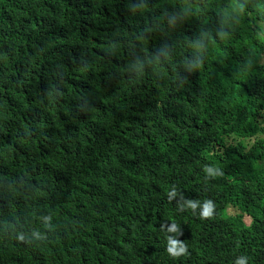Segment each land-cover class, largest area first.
<instances>
[{
	"label": "trees",
	"instance_id": "trees-1",
	"mask_svg": "<svg viewBox=\"0 0 264 264\" xmlns=\"http://www.w3.org/2000/svg\"><path fill=\"white\" fill-rule=\"evenodd\" d=\"M262 21L264 0H0V264H264Z\"/></svg>",
	"mask_w": 264,
	"mask_h": 264
},
{
	"label": "clouds",
	"instance_id": "clouds-1",
	"mask_svg": "<svg viewBox=\"0 0 264 264\" xmlns=\"http://www.w3.org/2000/svg\"><path fill=\"white\" fill-rule=\"evenodd\" d=\"M231 7L234 10H242V5L238 3H233ZM257 35L260 39L264 41V21L260 22L259 26L257 27ZM203 172L207 174V176H212L214 175V170L212 167L205 165V167L202 169ZM206 176V178H207ZM169 196L171 197L172 195L175 194V188H171L168 192ZM205 206L202 208V211L200 212V215L202 217H208L211 215V208L213 207L211 201H205L203 203ZM187 208L195 209L197 207V202L194 201H187L186 202ZM175 229V223H172V227L170 230ZM166 251L167 253L172 256V257H177L185 253L184 247L182 245L176 246L175 241H172L170 238L167 240V245H166ZM247 257L246 256H237L233 262V264H246Z\"/></svg>",
	"mask_w": 264,
	"mask_h": 264
},
{
	"label": "rangeland",
	"instance_id": "rangeland-1",
	"mask_svg": "<svg viewBox=\"0 0 264 264\" xmlns=\"http://www.w3.org/2000/svg\"><path fill=\"white\" fill-rule=\"evenodd\" d=\"M229 212H233V210H229ZM247 223L250 224L251 223V219L247 218Z\"/></svg>",
	"mask_w": 264,
	"mask_h": 264
}]
</instances>
